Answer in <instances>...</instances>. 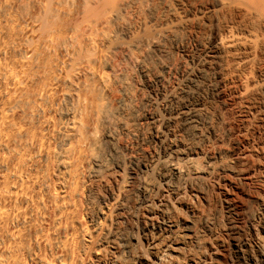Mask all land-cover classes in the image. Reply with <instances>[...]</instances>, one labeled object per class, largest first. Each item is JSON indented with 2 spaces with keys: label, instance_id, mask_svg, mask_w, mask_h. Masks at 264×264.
Listing matches in <instances>:
<instances>
[{
  "label": "bare ground",
  "instance_id": "1",
  "mask_svg": "<svg viewBox=\"0 0 264 264\" xmlns=\"http://www.w3.org/2000/svg\"><path fill=\"white\" fill-rule=\"evenodd\" d=\"M0 264H264V0H0Z\"/></svg>",
  "mask_w": 264,
  "mask_h": 264
},
{
  "label": "rangeland",
  "instance_id": "2",
  "mask_svg": "<svg viewBox=\"0 0 264 264\" xmlns=\"http://www.w3.org/2000/svg\"><path fill=\"white\" fill-rule=\"evenodd\" d=\"M229 91L227 90L228 93H227V98L226 99H227V102H229V103L226 104V108L224 109L225 112L227 111L226 114H225V117L227 118L226 119L227 121L229 120L228 121V125H229L230 130L232 129L231 131H233V133L237 136L236 137L231 132V134H232L231 138L234 139V140L236 139L235 141L234 140L233 141L236 142V144L238 145L239 148H242L245 151V150H248V149H250L251 147L254 146V144L257 142V138H258L259 135H258V133H256V131H253V132L251 131V133H250V130L247 131V127H246L247 124L245 125L246 122H245V119H244V116H245L244 115L245 114L244 110L241 109V108H238L240 106L239 103H238V100H235L234 98H231L232 97L231 96L232 95V93H231L232 91H230V92ZM229 98L231 100H228ZM232 101H234V102H232ZM237 105H238V107H237ZM241 133H243V136L241 135L242 137L240 136ZM245 133H248V134H245ZM238 134H239V137H241V138H238ZM245 135H246V137H245ZM254 168L257 169V167H253L252 171L255 170ZM240 198H242L243 200L246 199V197L244 195L241 196Z\"/></svg>",
  "mask_w": 264,
  "mask_h": 264
}]
</instances>
